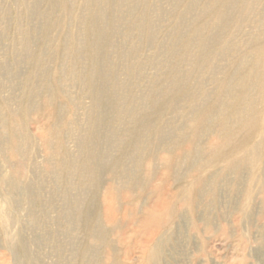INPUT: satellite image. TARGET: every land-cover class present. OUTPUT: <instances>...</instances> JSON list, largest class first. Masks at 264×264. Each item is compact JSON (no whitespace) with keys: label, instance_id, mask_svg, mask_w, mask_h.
Returning <instances> with one entry per match:
<instances>
[{"label":"rangeland","instance_id":"rangeland-1","mask_svg":"<svg viewBox=\"0 0 264 264\" xmlns=\"http://www.w3.org/2000/svg\"><path fill=\"white\" fill-rule=\"evenodd\" d=\"M0 264H264V0H0Z\"/></svg>","mask_w":264,"mask_h":264}]
</instances>
